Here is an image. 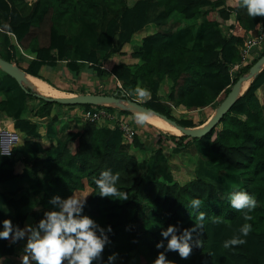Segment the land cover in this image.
I'll return each mask as SVG.
<instances>
[{"label": "trees", "instance_id": "trees-1", "mask_svg": "<svg viewBox=\"0 0 264 264\" xmlns=\"http://www.w3.org/2000/svg\"><path fill=\"white\" fill-rule=\"evenodd\" d=\"M28 4L29 10L23 12ZM235 4L236 0H135L130 5L126 0H0V58L44 81L47 80L40 76V70L45 66L55 68L64 62L74 83H78V74L86 66L93 77L113 78L120 84L113 92L115 98L137 102L135 89L145 88L151 98L141 103L143 107L182 127L195 128L204 122L177 119L173 112L189 115L218 108L239 77L247 75L264 55L238 68L240 51L250 35L256 33V27L264 24V17L252 18L246 8ZM101 15L108 17L106 24L97 33L93 47L84 50L75 37L83 32V21L94 23ZM126 45L130 48L125 49ZM7 77L0 68L1 113L8 107L1 94L3 88L11 86L6 82L11 78ZM164 84L167 91L162 97L160 88ZM77 85L79 94H88ZM16 86L22 95L42 104L39 119L48 118L54 108H80L81 112L101 108L45 102L34 97L30 89L25 92L17 83ZM107 110L115 112L113 108ZM116 112L124 118L133 116L128 111ZM58 122L55 118L46 124L43 144L36 122H30L25 112L15 119L13 130L29 161L17 173L13 162L15 150L8 155L0 151V194L4 193L0 230L2 221L9 219L4 211L11 210L9 220L23 229L28 218L24 209L32 199H38L40 208L32 215L36 226L46 211L54 210L49 203L53 196L64 199L75 195L85 197L82 215L112 229L106 233L110 243L101 259L93 264H108V256L113 253L118 254L116 264H152L158 252L163 251L155 247L163 239L161 231L173 225L180 234L199 223L200 212L205 213L203 228L192 234L191 256L181 259L177 252H166L169 261L264 264V69L220 122L201 138L156 130L155 136H161L159 143L169 144L172 154L196 156L191 178H173L161 146L151 151L145 148L143 139L150 137L148 129H142L143 137L137 134L124 139L117 125L108 128L76 116L63 127ZM144 126L151 127L146 123ZM139 150L144 153L142 162L135 156ZM205 160L208 167H216L219 173L225 169L232 174L234 181L227 184L229 189L214 181L216 170L210 174L201 170ZM161 162L168 171V183L146 179L149 173L157 177L155 170L165 176ZM108 169L119 173L116 187L128 193V200L99 196L95 180ZM221 177L226 180L224 174ZM15 180L23 186L24 193L17 199L6 198L1 186ZM235 191L247 192L257 201L255 209L248 213L252 220L245 221L244 212L231 207L229 195ZM193 198L202 200L199 209L190 206ZM215 218L221 222L214 223ZM245 223L251 224L249 235L241 237L246 243L225 249L224 241L240 236L239 229ZM22 242L25 239L15 243L0 239V258L13 257Z\"/></svg>", "mask_w": 264, "mask_h": 264}, {"label": "clouds", "instance_id": "clouds-1", "mask_svg": "<svg viewBox=\"0 0 264 264\" xmlns=\"http://www.w3.org/2000/svg\"><path fill=\"white\" fill-rule=\"evenodd\" d=\"M235 6L244 7L248 16L252 18L264 17V0H236ZM135 94L140 102H146L151 98L149 90L141 87L135 89ZM135 122L144 125L148 119L147 114H135ZM120 180L119 173L113 174L108 169L100 173L95 185L99 189L101 197H116L118 200H128V193L120 191L116 185ZM232 208L244 212L245 221L252 220L249 215L257 206V201L247 192L235 191L229 195ZM85 197L70 195L62 199L60 196H53L49 203L54 210L46 211L44 218L40 219L36 226L25 225L23 229L12 224L11 220L2 221L3 230H0V239L10 240L15 243L26 239L21 256V264H93V261L101 259L105 246L110 243L108 235L112 231L111 226L103 228L87 215H82L85 205ZM202 200L193 198L190 206L199 209ZM247 210V211H245ZM205 213L200 212L197 219L199 223L192 228L183 229L178 233V227L169 225L160 233L163 238L156 243V249H163L158 252L152 264H173L166 258V252H177L181 259H188L192 254L193 233L203 228ZM220 218H215L214 223H220ZM251 231V224L245 223L240 229V236H233L225 240L223 247L228 249L246 243L241 237H247ZM166 241V244H165ZM197 247L201 246L199 240L195 241ZM118 254L108 256V264H114ZM3 258H0L2 260Z\"/></svg>", "mask_w": 264, "mask_h": 264}, {"label": "rangeland", "instance_id": "rangeland-1", "mask_svg": "<svg viewBox=\"0 0 264 264\" xmlns=\"http://www.w3.org/2000/svg\"><path fill=\"white\" fill-rule=\"evenodd\" d=\"M25 1L26 2H30V1L32 2L33 0H25ZM126 1L129 5L132 4L133 2H135V0H126ZM27 6L28 7L23 8V12H27L30 8L29 6H31V5L28 4ZM107 18H108L107 16L101 15L98 17L97 21L94 23H89L88 21H83V32L80 35H77L75 38H76V40H78V43L80 44V46L84 50H89L93 47L95 37H96L97 33L104 28ZM184 24H182V25H184ZM129 48L130 47H127V49H129ZM262 53H263V51L255 53V55L252 56V62L255 59L259 58ZM72 58H74V57L71 56V59ZM114 58H115V60H117V57H114ZM25 59L29 60L27 57H25ZM106 68L109 69L110 66L108 65ZM262 68H264L263 64L261 66H259L258 69H262ZM90 71L91 70L89 68H87L86 66L83 67V69L79 72L78 77H77L78 83H74V82H72V79H71V77H73V75L67 71L65 63L63 62V63H59L55 68H50V67H46V66L43 67L40 71V76L43 77V79H46L47 81L52 83L53 88L64 92L66 94L65 96H67V97H71L67 94L80 95L78 93V91H80V89H79L77 84L82 86V88H84L86 90L85 92L88 94L108 95V96H109V94L114 95L113 92L116 90L117 87H119L120 84L117 83L113 78H104V79L98 78L97 79L96 77L92 76V73H90ZM238 73H239V70H236L235 74H238ZM245 76H247V75H243L241 77H245ZM241 77H239V78H241ZM7 78H11V77L9 76ZM247 81H249V84H250L251 79H248ZM6 82H9L10 85L15 87L18 90V93L21 94L19 89L16 86L17 82L13 78L6 79ZM16 89L14 90V89H10V88L6 87V88L2 89V93H1L7 99L8 106H9L8 110L5 111L4 113H2V114H4V117H5V126L1 130L3 132H6V134L4 135L6 138H8L7 132H12V130H13V124H14L15 119L21 117L23 111L25 112L26 117L29 118L30 122H36V124L38 126V132L40 134L39 140L42 143H45V140H46V137H45V129L47 127L46 124L50 123L51 120L55 118V114L62 116L61 121L58 122L59 127H63L66 124V122L69 121L70 119H73L75 117V115L81 114L80 108L69 109L68 107H61V109H59L61 111V113H60V111L57 110V108L56 109L54 108L52 110L55 112V114L53 116H52L53 112L51 111V115L48 118H46L45 120L39 119L38 114L43 111L42 104H40L37 100L30 97L29 95H26V94L17 95ZM166 91H167V86H166V84H164L160 88V95L162 97H165ZM81 95H84V94H81ZM137 102L142 103L139 101V98H137ZM109 103L110 102H107L106 104H109ZM120 104L126 105V102H124V103L120 102ZM110 108H113L115 110V112L127 110V109H125V107H123L124 108L123 109L122 107H119V106H110ZM216 111H217V107H216V109H207V110L197 111V112L191 113L189 115H187V114L185 115L183 113H180L179 111H174L173 116H175V118H177V119H182L185 117V118L191 119L194 123L197 124V123H201V122H204V123L207 122L208 119H211L215 115ZM128 112H130L132 115L134 114L130 110ZM116 113L119 114L118 112H116ZM149 115H151L152 117H154L156 119H159L152 114H149ZM134 117H135V114L133 116H131V115L125 116L127 121L135 127L137 134L140 137H143V133H142L143 130L142 129H147V126H144V125H140L139 127L135 126L137 123L135 122ZM0 120H2V119H0ZM159 120H161V119H159ZM146 124H148V123H146ZM150 126L151 127L148 128V130L150 132V133L148 132L150 137L146 138L145 140L143 139V142L146 145L145 148H148L151 151V150L157 148L158 146L159 147L161 146L163 148L164 155L167 157L168 167L170 168V171L173 174V178L177 179V178H182L183 176L185 178H191L193 173H194V169H195L194 162L196 161V156H190L186 153L178 154V155L172 154L170 152L169 147H168L169 144L168 145L164 144L162 146L158 141V140H160V139H158V137H161V136H158V135L155 136L156 130H158V129L153 127L152 125H150ZM164 134H166V133H164ZM151 135H153V136H151ZM168 135H171V134H168ZM173 136H175V135H173ZM160 142H161V140H160ZM20 143L21 142H19L18 140L16 142H9V145H7V152L5 154V155L10 154V152L12 150H15V154L16 153L18 154V156H16L15 154H14V156L12 155L13 156V162H14V168H15L17 173L21 172L23 167L29 161V157L27 155H25L22 152V150L20 149L21 146L15 145V144H20ZM12 146H13V148H12ZM199 148H201V146ZM0 151H1V148H0ZM135 152H136L135 156H137L139 161L142 162L144 160L143 151L139 150V151H135ZM199 153L200 152H198V154ZM206 153H207V151H206ZM199 156H200V154H199ZM206 156L213 158V156H211L209 154H207ZM206 159H208V158H206ZM161 164L163 165V168L165 171V176L162 177L161 174L155 170V172H156L155 174L158 178L155 177L154 174L149 173V175L146 177V179H150V180L155 179L160 183H168V178H169L168 171L164 165V162H161ZM207 164L208 163L206 160L203 161V167H200L202 171H207V174H210L212 171L216 170V167H208ZM221 174H224L226 176V180L221 177ZM213 177H214V181L219 182L221 185H224L228 189H229V187L227 184H229V182L234 181V177L232 176V174L231 173L229 174L227 172V170H225V169H220V173L218 170H216V173ZM169 181H170V179H169ZM19 186H20L19 183H16L15 185H10V187H8V189L10 188L9 190H11V193H8V194L5 193L6 194L5 197L9 198L10 196H12V197L17 199L18 193H19L18 190H20ZM237 186H238V183L236 181V187ZM5 189H7V187ZM2 196H4V193L0 194V210H1ZM37 201H38V199H32L30 204L28 205V207H26L24 209V212L28 216L27 222L25 223V225L33 226L32 215L35 212H38L40 210V208L37 206ZM3 213L6 215L7 218L10 219V215L12 214L11 210L4 211ZM21 244L22 245L20 247H17V254L19 256L18 257L19 259L16 258V260H20L21 256L24 254L23 249L25 247L26 242L25 243L22 242ZM1 262L3 263V261H1ZM20 262H21V260H20ZM129 263L133 264V263H135V261H130ZM15 264H20V263L16 262ZM114 264H116L115 261H114Z\"/></svg>", "mask_w": 264, "mask_h": 264}, {"label": "water", "instance_id": "water-1", "mask_svg": "<svg viewBox=\"0 0 264 264\" xmlns=\"http://www.w3.org/2000/svg\"><path fill=\"white\" fill-rule=\"evenodd\" d=\"M263 63H264V55H262L251 66V68L248 71L247 76L241 77L236 81V83L232 86L230 92L227 94L225 99L218 106L216 114L211 119H208L207 122H205L204 124L200 125L199 127H195V128L182 127V126L178 125L175 121L167 118L166 116L161 115L155 111H152V110H149V109L143 107L141 105V103H139V102L129 101V100L122 101V100L115 98L114 95L113 96H107V95H96V94H84V95L80 94V95H73L71 97H47V96L39 94L36 91L31 90L30 88H28V89H30L33 92L32 93L33 96L38 98V99H41V100H43L45 102H49V103H58L61 105H95V106H107V107L119 106V107L123 108V106L120 105V102H123V103L126 102L127 104H129L131 106H134V107H136L140 110H143V111H147V112L153 114L154 116L164 120L165 122L171 124L172 126H174L176 129H178L180 131V136L184 135V136H188V137H192V138H201L202 136L207 134L210 130H212L218 122H220V120L228 112V110L231 108V106L243 95L242 94L239 98H236V91H237L238 85L240 83L244 82L245 80L249 79V78H251V81H252L255 78V76L257 74H259L264 69V68L258 69V67L261 66ZM0 68L3 70V72L5 74H7L11 78H13L18 83V85L25 91V89L27 87L24 86V83L21 81L19 75L15 72V70L18 69L17 67H15L13 64H11V63L3 60L2 58H0ZM107 102H110V103L106 104ZM124 111H129V110L127 109ZM4 135H5L4 132H2V134H0L1 154H6V152H7L8 138H6ZM13 140H16L15 134H13ZM5 142L7 144L4 146Z\"/></svg>", "mask_w": 264, "mask_h": 264}, {"label": "built area", "instance_id": "built-area-1", "mask_svg": "<svg viewBox=\"0 0 264 264\" xmlns=\"http://www.w3.org/2000/svg\"><path fill=\"white\" fill-rule=\"evenodd\" d=\"M256 33L250 35L244 48L240 51V67L243 68L252 63V56L257 52L263 51L264 53V24H260L256 27ZM237 68V67H236ZM235 68V70H237ZM110 107L101 106L93 112H81V114L75 115L81 121L96 122L98 125L113 128L118 126L124 139L133 138L137 135L135 127L127 121L126 118L119 116L116 112L107 110Z\"/></svg>", "mask_w": 264, "mask_h": 264}, {"label": "bare ground", "instance_id": "bare-ground-1", "mask_svg": "<svg viewBox=\"0 0 264 264\" xmlns=\"http://www.w3.org/2000/svg\"><path fill=\"white\" fill-rule=\"evenodd\" d=\"M263 65H264V63H263ZM17 74L19 75V77H20L22 82L30 85L36 92H38L41 95L50 96V97L62 96V95H60V93H58L55 90H53L52 88H50V86H48L44 82H41V81H39L37 79H34V78L27 77V76L23 75L22 73H17ZM249 79H251V78H249ZM247 80L244 81L245 83L242 82V83H240L238 85V88H237V91H236V98H239L245 92V90L247 89V87L249 85V81H247ZM126 106L134 114H137V113H145V114H147L148 119L146 120V123H148V124L152 125L153 127L157 128L159 131L164 132L166 134L175 135V136H179L180 135V131L178 129H176L174 126H172L171 124L165 122L162 119L159 120L160 118L156 119V118L152 117L151 115H149L151 113H149L147 111L140 110V109H138V108H136L134 106H131L129 104L126 105ZM7 142H9V139H8ZM6 144L7 143L5 142L4 146Z\"/></svg>", "mask_w": 264, "mask_h": 264}, {"label": "crops", "instance_id": "crops-1", "mask_svg": "<svg viewBox=\"0 0 264 264\" xmlns=\"http://www.w3.org/2000/svg\"><path fill=\"white\" fill-rule=\"evenodd\" d=\"M127 47H130L129 45H126L125 46V49L127 48ZM29 60H31V58L32 57H27ZM41 71V70H40ZM15 72H17V73H22L23 75H25V76H27V77H30V78H34V79H37V80H39V81H41V82H44L45 84H47L48 86H50V88H52L53 90H55L56 92H58V93H60V95H62V96H58V97H67V96H65L66 94L64 93V92H62V91H59V90H57V89H55V88H53L52 86H51V84L50 83H48L47 81H44V80H41V79H39V78H36V77H33V76H31V75H28V74H26V73H24V72H22L21 70H19V69H16L15 70ZM24 83V82H23ZM18 85V84H17ZM19 86V85H18ZM24 86L25 87H27V88H30L31 90H33V91H35L30 85H28V84H26V83H24ZM20 87V86H19ZM7 88H10V89H16L15 87H13V86H10V87H7ZM18 88V87H17ZM16 93H17V95H18V90L16 89ZM75 94V93H74ZM67 95H69V96H73V94H67ZM47 97H50V96H47ZM121 105V104H120ZM126 105H128L127 103H126ZM126 105H121V106H123V107H125L126 109H128L127 108V106ZM9 107V106H8ZM8 107L6 108V110L5 111H7L8 110ZM53 112V114H52V116L55 114V112L54 111H52ZM61 112V111H60ZM23 113H24V111H23ZM134 115V114H133ZM0 119H2V120H0V130L1 129H3L4 128V126H5V117H4V114H2L1 112H0ZM55 118H57V120L58 121H61V118H62V116L61 115H56L55 114ZM54 118V119H55ZM29 119V118H28ZM145 125V124H144ZM147 125H149V124H147ZM150 126V125H149ZM148 129V128H147ZM2 130L0 131V134H2ZM5 134H6V132H4ZM13 134H15V136H16V140H13ZM7 137H8V139H9V142H16L17 140L19 141V142H21L20 144H15L16 146H18V145H20V146H22V141L21 140H19L18 138H17V135H16V133L12 130V132H7ZM9 142H8V145H9ZM41 142V141H40ZM42 143V142H41ZM45 143H46V140H45ZM45 143H43V144H45ZM15 146V147H16ZM12 148H13V146H12ZM16 183H19L18 182V180H15V181H12V182H10V183H7V184H5V185H2L1 187H4V188H6L7 187V189H4L5 190V193H11V190H9L8 189V187H10V185H15ZM20 185V184H19ZM20 187V190H18L19 191V193H18V198L21 196V195H23V193H24V189H23V186H19ZM11 197V196H10ZM26 240V239H25ZM19 256H18V254H17V248H16V251H15V255L13 256V257H6V258H3L2 260H0V264H12L13 262V264H15L16 262H19L20 264H21V262H20V260H16V258H18ZM19 259V258H18ZM1 261H3V263L1 262Z\"/></svg>", "mask_w": 264, "mask_h": 264}]
</instances>
